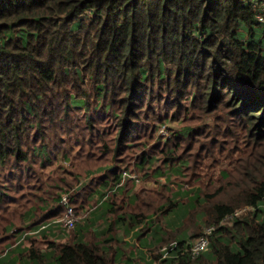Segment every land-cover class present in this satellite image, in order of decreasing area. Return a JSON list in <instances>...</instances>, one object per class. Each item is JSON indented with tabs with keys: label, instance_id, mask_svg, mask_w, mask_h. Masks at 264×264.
I'll return each mask as SVG.
<instances>
[{
	"label": "trees",
	"instance_id": "16d2710c",
	"mask_svg": "<svg viewBox=\"0 0 264 264\" xmlns=\"http://www.w3.org/2000/svg\"><path fill=\"white\" fill-rule=\"evenodd\" d=\"M256 1L0 0V263L17 264L14 249L28 242L22 264L42 257L44 243L55 247L57 264H114L119 255L107 249L108 239L57 242L45 234L52 226L40 228L66 211L60 189L81 228L89 224L82 211L90 210L91 196H111L110 209L119 186L139 182H123L114 161L103 167V178L88 179L81 189L66 174L56 175L58 186L23 174L52 163L59 169L77 145H97L117 163L120 152L129 161L136 140L153 138L154 121L170 119L172 112L173 120L189 118V126H168L166 141L159 130L161 137L139 146L154 141L173 176L182 171L186 150L212 145L206 116L222 109L234 126L212 133L231 137L222 149L239 153L238 168L234 176L231 169L223 172L232 178L217 192L197 197L206 227H216L209 248L191 256L192 241L204 229L189 237V194L159 180L165 175L156 176L152 194L138 189L139 210L130 215L140 244L155 257L145 264H264V20ZM139 156L145 165L147 152L141 149ZM181 204L180 222L169 217L160 236L161 216Z\"/></svg>",
	"mask_w": 264,
	"mask_h": 264
},
{
	"label": "rangeland",
	"instance_id": "374dc122",
	"mask_svg": "<svg viewBox=\"0 0 264 264\" xmlns=\"http://www.w3.org/2000/svg\"><path fill=\"white\" fill-rule=\"evenodd\" d=\"M261 0H257L255 2V6H261V13L264 16V4H260ZM263 18V17H261ZM264 19V18H263ZM145 111H149L148 109H145ZM224 113L222 109L216 110L214 113L206 116V119L209 122V132L206 137L207 140L212 141V145L202 148H196L195 150H192L189 152V149L185 151L186 153V159L185 162L182 163V171L179 173H174L173 176L170 174L168 175V171L170 170L168 165L164 164L165 156L166 154L157 152L153 149L154 141H150L149 144L144 146H139L140 142L147 141L148 139L153 140L155 139L156 135H158V131L161 133L163 140H167L170 136L171 131L170 128L176 129L182 125L189 126V118L187 120H183L184 116H179L178 119L173 120L172 119V112L170 113L168 119L167 116L163 117V121L160 119H156L154 122L156 125V128H154L151 132L154 133V137H146V138H139L136 140V143L134 148L130 150V155L133 154V158L129 159V161H124L122 157L124 154L115 153L114 158L119 162L117 163L115 160H113L109 155L106 157L103 156L102 150L99 146L94 145L90 148H84L80 147L79 145L75 146L73 149V154L71 155V161L69 160H63L61 165L59 166V169L55 168L56 163H52L49 166H41L38 168V173L36 171H26L23 176L27 179L29 178L32 173L35 175L33 177V180H38V177L41 176L39 179L40 183L43 182V184L51 183V181H55V178H57L56 175H65V178L71 182V180L78 184V189H81L82 187L86 186L87 180L92 179L94 181L101 178V174L103 173V167L105 165L111 164V162L114 161V164H119L121 166V171L127 170V172L130 173H136L139 174L141 177L142 182L143 181H153L158 179L159 174L164 176V178H159V180L166 181L165 183H169L173 188L177 189L184 194L183 197H186L185 194H189V205H188V225H189V237L193 235L194 233H200L203 229L205 230L207 225V217L204 216V206L200 205L199 202H197V197H199L201 200L206 199V194L216 191L217 189L225 183V181H229L232 177H228L225 179L223 177V172L225 170L231 169L232 170V176L235 174V169H237V157L238 152H232V151H225L222 149L223 144L227 143L228 141H231V137L226 134L222 133H212V129L215 127H218L220 131L226 132L227 128L229 126H234L232 122L225 121L223 116H221L220 113ZM219 116V118H218ZM219 119V122H218ZM166 125V126H165ZM169 126V127H168ZM169 129H168V128ZM233 130H237L236 127L233 128ZM214 140H217L221 143V146L218 148L215 146ZM160 148H163V145L160 146ZM142 150H145L147 152V161L145 165H142L143 159L140 158L139 153ZM137 151V152H134ZM128 152V150H127ZM60 160V159H59ZM69 167V168H67ZM162 167V171L159 172V168ZM164 167H166V171H164ZM66 169H68V172L65 173ZM90 170V173H88ZM94 170V171H93ZM106 173V171L104 172ZM155 175V176H153ZM74 176H76L74 178ZM156 176L158 178H156ZM168 176V178H167ZM103 178V177H102ZM167 178V179H166ZM128 179V178H127ZM126 179V180H127ZM169 179V180H168ZM51 180V181H50ZM83 181V182H82ZM138 183V182H137ZM56 185L58 186L57 182ZM45 191V189H43ZM40 192V191H39ZM62 193V194H60ZM92 193V192H91ZM66 194V190L60 189L58 191V195ZM115 195V194H114ZM111 196H105L104 198H98L97 196L92 197L90 202L87 203L86 208L90 209L88 212L85 211L83 213L84 220L83 223H89L87 226H83L81 228H74L73 230H62L61 237H55L53 238L54 241L57 242H63L65 240L76 242V241H83V242H90L93 238V229L97 228L93 226V224L89 222V218L94 214L100 215L101 218L105 217V213L108 210V207H110V204L112 203ZM219 198V197H217ZM118 199V203L127 202L128 204L135 203V199L132 196H124L122 195ZM182 199V197L180 198ZM99 204V206L97 205ZM96 205V206H94ZM92 207V209L90 208ZM185 205L181 204L178 207V210L174 214H168L165 213L161 216V220L159 221L157 225H159V235L161 236L163 231L169 226L168 218L171 217L172 219L176 220V222H180V212L184 211ZM151 217H154L151 216ZM171 220V219H170ZM145 222V220H144ZM226 222H230V220H227ZM209 225V224H208ZM103 226V224H102ZM98 237H101V232L98 231L96 233ZM56 236V235H54ZM24 242V241H22ZM23 245V244H22ZM20 246V248L17 249L16 252L25 249L26 245ZM30 246V244H28ZM166 248V247H165ZM16 250V249H15ZM23 251V250H22ZM57 252L53 251L50 253V256L56 257ZM11 256H14L12 253ZM5 263V262H4ZM122 264H133L132 261H124ZM141 264V263H139Z\"/></svg>",
	"mask_w": 264,
	"mask_h": 264
},
{
	"label": "crops",
	"instance_id": "0c3cea01",
	"mask_svg": "<svg viewBox=\"0 0 264 264\" xmlns=\"http://www.w3.org/2000/svg\"><path fill=\"white\" fill-rule=\"evenodd\" d=\"M158 184L159 183L156 180H148L143 182L141 181L139 184L127 182L123 186H119L114 193L116 194L117 198H120L122 195L128 197L133 196L134 198V195L139 194V188L143 189L144 194L145 192H148L147 194H152L155 188L158 187ZM131 209L135 211L139 210L137 202L128 204L127 202L118 203V201H115L112 208L108 209L105 213L104 218H101L98 214H94L91 217V219L94 221V225L97 227L93 229V240L102 242V240L108 239L109 241L106 242L105 245L107 246V249L110 250L112 254H114V257L119 255V258L116 257L117 261H115L114 264H121L124 261H132L133 264H145V261H149L152 258H155L153 251L149 249V246L143 248V246L140 244V237L136 234V232L138 231L137 224L134 221L133 216L130 215L131 213H134ZM150 220L151 219H146L145 222L141 224L143 225ZM98 231L101 232V237H98L96 235ZM151 231H153V229L148 231L149 236L152 235ZM45 234L51 239L55 237L60 238V236H58V234L53 229ZM28 244L29 243L26 242L22 245H26V248L22 249L23 251L20 250L16 252L17 249L20 248V246L15 247L16 250L14 249V253L17 254V264H22V258L28 256L30 250V246ZM136 247L138 248V250H136ZM49 248L50 246L47 243L42 244V248L40 249V251L43 252L42 257L41 255L37 256L36 259L38 258V260L36 261L29 259L30 263L57 264L54 257L52 258L50 256L51 250H54L55 247L50 249Z\"/></svg>",
	"mask_w": 264,
	"mask_h": 264
},
{
	"label": "built area",
	"instance_id": "2783aa9c",
	"mask_svg": "<svg viewBox=\"0 0 264 264\" xmlns=\"http://www.w3.org/2000/svg\"><path fill=\"white\" fill-rule=\"evenodd\" d=\"M259 17L261 20H264L263 19L264 16L262 14H259ZM128 177H132L133 179L136 180V182L139 183L142 181L139 174L130 173L127 172V170H125L123 176V182ZM123 182L119 183V185L123 184ZM61 202L67 205V209L64 212L63 216L60 219L54 220L49 224H43L40 229L45 230L48 229L49 226H52L53 230L57 233V232H61L62 229L70 231L76 227L77 223L80 220V216L77 214L75 206L71 205L69 200V195L64 194L62 196ZM245 209L246 208L238 210L235 213V215H229L227 219H233L234 218L233 216L239 215V213L243 212ZM215 230H216L215 226L206 227L205 230L192 241L190 254L193 258L200 256L204 251H206L209 248L211 235L214 233Z\"/></svg>",
	"mask_w": 264,
	"mask_h": 264
}]
</instances>
